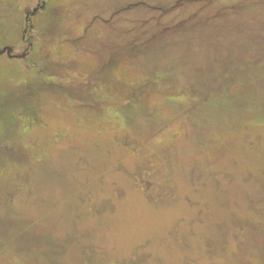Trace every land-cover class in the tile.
<instances>
[{"label":"rangeland","instance_id":"rangeland-1","mask_svg":"<svg viewBox=\"0 0 264 264\" xmlns=\"http://www.w3.org/2000/svg\"><path fill=\"white\" fill-rule=\"evenodd\" d=\"M29 61L0 58V264H264V0H48Z\"/></svg>","mask_w":264,"mask_h":264},{"label":"flooded vegetation","instance_id":"flooded-vegetation-1","mask_svg":"<svg viewBox=\"0 0 264 264\" xmlns=\"http://www.w3.org/2000/svg\"><path fill=\"white\" fill-rule=\"evenodd\" d=\"M47 2L48 0H33L32 8L24 11V27L22 28L21 43L19 42L9 47H1L0 58L6 57L7 60H16L19 64H24L28 69L32 67L34 63L31 62L32 64H30L29 57L33 53L35 45L36 20L46 10Z\"/></svg>","mask_w":264,"mask_h":264}]
</instances>
